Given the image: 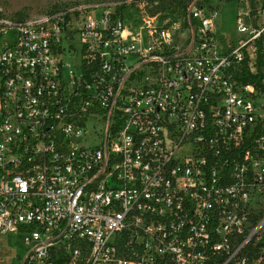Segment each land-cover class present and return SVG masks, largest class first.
Wrapping results in <instances>:
<instances>
[{"label":"built area","instance_id":"obj_1","mask_svg":"<svg viewBox=\"0 0 264 264\" xmlns=\"http://www.w3.org/2000/svg\"><path fill=\"white\" fill-rule=\"evenodd\" d=\"M208 1L0 14V264H264V0Z\"/></svg>","mask_w":264,"mask_h":264},{"label":"rangeland","instance_id":"obj_2","mask_svg":"<svg viewBox=\"0 0 264 264\" xmlns=\"http://www.w3.org/2000/svg\"><path fill=\"white\" fill-rule=\"evenodd\" d=\"M192 0H0V14L37 19L47 14L61 10L85 8L89 13L102 8H113L123 15L131 28L139 29L151 21H165L180 16V9L190 4ZM248 0L243 4L234 0H209L208 4L218 9L219 31L227 42H235L238 38L237 15L239 10L245 9ZM245 3V4H244ZM252 6L259 3L252 2ZM4 247L8 248V251ZM26 246L21 237L8 236L0 239V258L8 254L23 257ZM11 258V257H10ZM8 264H17L9 261Z\"/></svg>","mask_w":264,"mask_h":264},{"label":"crops","instance_id":"obj_3","mask_svg":"<svg viewBox=\"0 0 264 264\" xmlns=\"http://www.w3.org/2000/svg\"><path fill=\"white\" fill-rule=\"evenodd\" d=\"M0 239H4L3 237H0ZM6 249V251H8V248L7 247H4Z\"/></svg>","mask_w":264,"mask_h":264},{"label":"water","instance_id":"obj_4","mask_svg":"<svg viewBox=\"0 0 264 264\" xmlns=\"http://www.w3.org/2000/svg\"><path fill=\"white\" fill-rule=\"evenodd\" d=\"M260 108V107H259Z\"/></svg>","mask_w":264,"mask_h":264}]
</instances>
